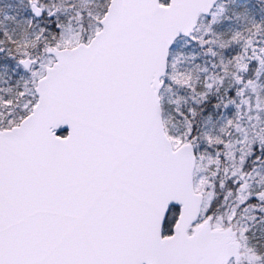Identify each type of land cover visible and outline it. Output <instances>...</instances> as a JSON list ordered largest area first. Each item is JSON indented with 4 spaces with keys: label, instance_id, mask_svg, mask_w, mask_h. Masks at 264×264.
<instances>
[{
    "label": "snow or ice",
    "instance_id": "6c2138e0",
    "mask_svg": "<svg viewBox=\"0 0 264 264\" xmlns=\"http://www.w3.org/2000/svg\"><path fill=\"white\" fill-rule=\"evenodd\" d=\"M0 264H264V0H0Z\"/></svg>",
    "mask_w": 264,
    "mask_h": 264
}]
</instances>
